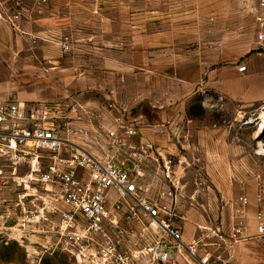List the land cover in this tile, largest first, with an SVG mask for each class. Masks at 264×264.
I'll list each match as a JSON object with an SVG mask.
<instances>
[{
  "label": "rangeland",
  "instance_id": "374dc122",
  "mask_svg": "<svg viewBox=\"0 0 264 264\" xmlns=\"http://www.w3.org/2000/svg\"><path fill=\"white\" fill-rule=\"evenodd\" d=\"M252 4V0H60L53 15L31 10L28 23H23V17L19 24L20 30L63 29L62 36L71 38L72 51H79L80 59L73 66L80 75L95 78L97 98L120 92L131 114L140 104L150 109L172 106L178 108V122L184 114L185 119L190 117L196 123L228 124L235 117L241 120L238 107L231 103L222 106L217 101V95L206 85L207 75L229 64V60L221 61L223 56L230 59L242 54L245 58L263 53L255 43ZM0 24L14 29L7 22ZM205 95L211 98L205 101ZM131 99H137L136 104ZM204 106L212 108L207 110L209 118ZM252 127L257 130L256 125ZM67 141L99 158L113 157L134 173L145 168L127 156L132 150L127 145L122 146L121 161L112 144L81 146V141L69 136ZM256 144L257 140L254 151ZM39 155L43 158L0 151V264H76L63 251L57 235L58 213L49 209L50 203L56 211L63 209L54 201L57 189L33 180L38 177V166L34 165L43 171L50 163L48 153ZM167 159H171L180 180L174 198L176 224L194 229V240L202 237L211 251L222 252L219 245L227 238L223 226L230 219L223 222L215 194L200 191L198 163L189 164L176 154ZM263 163L264 159L262 171ZM140 180L148 183L145 175ZM230 212L232 216L233 208ZM147 263L144 259L142 264Z\"/></svg>",
  "mask_w": 264,
  "mask_h": 264
},
{
  "label": "crops",
  "instance_id": "0c3cea01",
  "mask_svg": "<svg viewBox=\"0 0 264 264\" xmlns=\"http://www.w3.org/2000/svg\"><path fill=\"white\" fill-rule=\"evenodd\" d=\"M59 2L51 0L42 15H53ZM31 10L35 9L29 3L23 23H28ZM62 30L17 31L0 24V102L18 103L27 113L37 109L40 113L50 114L56 123L78 131L69 139L81 141V146L111 145L112 139L119 140L120 146H115L118 152L114 154L122 161L125 150L122 146L132 149L127 151V156L130 154L135 163L147 168L139 172L142 177H147V182L171 154L189 164L198 163L200 191L215 194L223 222L230 219L228 225L223 226L227 235L232 225L230 210L234 199L239 195L250 200L243 239L236 242L232 251L223 253L227 264H264V247L256 237L255 220L258 212L255 176L263 172V158L254 152L255 141L258 137L264 141V132L258 133L252 123H247L264 102V54H246L245 58L238 54L230 59L223 56L221 61L229 60V64L211 70L207 75L206 85L217 95V101L222 106L236 105L241 120L235 117L228 124L196 123L190 117L185 119L183 114V120L178 122V108L172 106L150 109L140 104L131 114L124 107L127 102L120 92H109L97 98L95 78L80 75L73 66L80 59L79 51L62 50L60 41L66 37L71 40L68 35L62 36ZM214 60L215 63L220 61L218 56ZM244 64L246 70L239 71ZM204 98L206 101L211 96ZM204 108L205 117L209 118L207 110L212 108ZM27 124L32 122L27 121ZM127 130H133L134 134H128ZM108 134L113 136L109 138ZM80 148L90 153L88 149ZM136 148L141 151L134 152ZM194 233V229L183 227L184 241L193 242Z\"/></svg>",
  "mask_w": 264,
  "mask_h": 264
},
{
  "label": "built area",
  "instance_id": "2783aa9c",
  "mask_svg": "<svg viewBox=\"0 0 264 264\" xmlns=\"http://www.w3.org/2000/svg\"><path fill=\"white\" fill-rule=\"evenodd\" d=\"M51 0H0V21L17 31L25 15L26 5L42 14ZM250 13L256 27L257 50L264 54V0H252ZM61 48H72L69 38L60 41ZM241 65L239 71H245ZM37 109L27 113L18 103L0 102V151L18 153L26 158L48 153L50 163L42 171L35 170L34 182L57 189L54 201L63 209L58 213L57 235L62 249L76 264H227L223 253L232 251L242 240L250 200L237 197L232 203V225L222 239V252L211 251L203 238L184 241L183 228L176 224L174 198L180 188L171 159L163 160L161 172L143 184L139 172L118 165L113 157L99 158L67 141L78 131L69 125L46 118ZM51 121H46V120ZM31 121L32 124H27ZM264 132V102L247 120ZM133 135V130H127ZM109 138L113 134H108ZM120 141L112 139L118 147ZM255 155L264 159V141L257 139ZM45 158V157H44ZM258 212L256 237L264 247V163L263 172L256 174ZM163 184H165L163 186ZM167 185V186H166ZM54 194L53 191H49ZM113 193V196H112Z\"/></svg>",
  "mask_w": 264,
  "mask_h": 264
}]
</instances>
